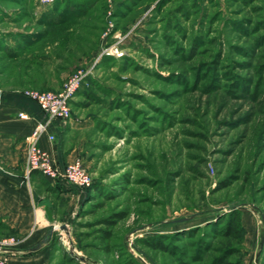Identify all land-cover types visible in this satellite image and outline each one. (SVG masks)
Returning a JSON list of instances; mask_svg holds the SVG:
<instances>
[{
    "label": "rangeland",
    "instance_id": "obj_1",
    "mask_svg": "<svg viewBox=\"0 0 264 264\" xmlns=\"http://www.w3.org/2000/svg\"><path fill=\"white\" fill-rule=\"evenodd\" d=\"M43 1L0 0V88L86 73L62 141L97 190L49 193L37 250L0 220V263L264 264V0Z\"/></svg>",
    "mask_w": 264,
    "mask_h": 264
},
{
    "label": "crops",
    "instance_id": "obj_2",
    "mask_svg": "<svg viewBox=\"0 0 264 264\" xmlns=\"http://www.w3.org/2000/svg\"><path fill=\"white\" fill-rule=\"evenodd\" d=\"M41 117L35 100L22 91L0 88V220L18 235L34 238L35 243L42 242L55 223L57 211L49 193L74 202L83 198L81 190L63 177L51 179L38 171L27 174L24 139ZM72 122L71 118L67 123H52L49 133L56 136L54 141L48 133L39 138V145L61 167L76 154V148L67 149L62 141Z\"/></svg>",
    "mask_w": 264,
    "mask_h": 264
},
{
    "label": "built area",
    "instance_id": "obj_3",
    "mask_svg": "<svg viewBox=\"0 0 264 264\" xmlns=\"http://www.w3.org/2000/svg\"><path fill=\"white\" fill-rule=\"evenodd\" d=\"M51 0H44L47 4ZM86 73L78 72L73 75L59 92L54 91H25L29 98L35 100L41 111L42 117L37 121L34 129L25 136L27 174L34 171L42 173L45 177L57 179L65 178L74 187L86 193L92 186L94 180L87 167L80 158H74L61 167L51 157V155L39 145V138L48 133L49 138L54 141L56 136L49 133L52 123L61 121L67 123L72 117L71 102L80 88ZM27 117L26 114H21ZM0 264H3L1 262Z\"/></svg>",
    "mask_w": 264,
    "mask_h": 264
},
{
    "label": "trees",
    "instance_id": "obj_4",
    "mask_svg": "<svg viewBox=\"0 0 264 264\" xmlns=\"http://www.w3.org/2000/svg\"><path fill=\"white\" fill-rule=\"evenodd\" d=\"M97 190V188L95 187L94 185V182L92 184V186L87 190V194H89L90 192H95ZM106 222H110L108 220H106ZM114 221H111L112 224ZM244 230L243 228V225H242V216H241V211L239 210H236V209H233L231 212H230V217H229V220L226 224V228H225V232L228 234V235H232V234H235V232H239V233H242ZM146 242H148V244L150 246H153V247H160L158 245H155L152 243V241H149L147 240ZM162 248H165L163 245L161 246Z\"/></svg>",
    "mask_w": 264,
    "mask_h": 264
},
{
    "label": "water",
    "instance_id": "obj_5",
    "mask_svg": "<svg viewBox=\"0 0 264 264\" xmlns=\"http://www.w3.org/2000/svg\"><path fill=\"white\" fill-rule=\"evenodd\" d=\"M61 227L63 229H67V225L66 224H62ZM57 230V227H53L50 231V233L45 237L44 241H42L39 245H37L36 247H34L32 250H37L46 240H48L49 235L51 234V232H54ZM81 260H85L82 257H80Z\"/></svg>",
    "mask_w": 264,
    "mask_h": 264
}]
</instances>
